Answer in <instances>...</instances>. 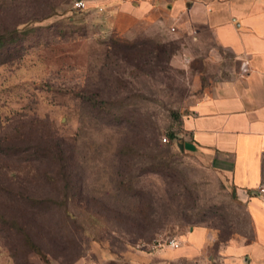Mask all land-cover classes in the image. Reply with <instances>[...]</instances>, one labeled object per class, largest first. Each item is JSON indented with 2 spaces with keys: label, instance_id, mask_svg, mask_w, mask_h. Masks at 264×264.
I'll use <instances>...</instances> for the list:
<instances>
[{
  "label": "rangeland",
  "instance_id": "374dc122",
  "mask_svg": "<svg viewBox=\"0 0 264 264\" xmlns=\"http://www.w3.org/2000/svg\"><path fill=\"white\" fill-rule=\"evenodd\" d=\"M74 1L0 0V264H190L151 245L197 224L251 238L229 184L176 144L233 62L173 66L147 41L133 57L112 0Z\"/></svg>",
  "mask_w": 264,
  "mask_h": 264
},
{
  "label": "crops",
  "instance_id": "0c3cea01",
  "mask_svg": "<svg viewBox=\"0 0 264 264\" xmlns=\"http://www.w3.org/2000/svg\"><path fill=\"white\" fill-rule=\"evenodd\" d=\"M111 2L108 26L119 35L178 44L169 60L173 66L187 67L194 57L222 71L223 61L233 62L190 105L181 144L244 203L252 237L218 239L213 228L195 226L178 247L156 253L170 263L264 264V197L256 193L264 186V0ZM192 43L204 45L194 49L202 53L192 54Z\"/></svg>",
  "mask_w": 264,
  "mask_h": 264
},
{
  "label": "trees",
  "instance_id": "16d2710c",
  "mask_svg": "<svg viewBox=\"0 0 264 264\" xmlns=\"http://www.w3.org/2000/svg\"><path fill=\"white\" fill-rule=\"evenodd\" d=\"M84 11V10H83ZM79 12H81V10H79ZM8 37L10 38V39H14L15 37H16V33L15 32H13V33H11L10 35H8ZM4 41H6V38H3V37H1L0 36V45L2 44V46L3 45H5L4 44ZM143 41H147V42H150V43H152L153 44V48H151L150 49V51H151V53H149V54H151L152 55V57H151V59L154 57V58H156L157 56H159L160 55V53L162 52V51H164V50H166V48H164L163 46L164 45H162V46H160V45H158V44H160V43H158V42H156L155 40H153V39H149V38H138V39H134V40H132V41H129V42H126V43H131V47L129 48L128 47V49L130 50L132 47H133V43H141V42H143ZM155 42V44L153 43V42ZM117 41L114 39V41L112 40V44H114V46H117V44H119V43H116ZM172 43L173 42H168L167 44H165V45H169V60H170V58L172 57V55L176 52V49H177V47L175 48V46H173L172 47ZM142 47V46H141ZM144 48H145V46H143ZM144 48H141L143 51H145V49ZM141 49L140 48H132L131 49V53H132V56L133 55H135V56H133V57H137L136 55H139L142 51H141ZM147 57V56H146ZM168 60V61H169ZM135 66H138L137 64L135 65ZM168 135H169V137H170V139H174V135H175V132H169L168 133ZM179 143H182V142H177L176 144H179ZM195 226H203V227H206V228H213V229H217L215 226H210V225H208V224H206V225H201V224H197V225H192V227H190V229H192V228H194ZM221 237V234L220 233H218V239Z\"/></svg>",
  "mask_w": 264,
  "mask_h": 264
},
{
  "label": "built area",
  "instance_id": "2783aa9c",
  "mask_svg": "<svg viewBox=\"0 0 264 264\" xmlns=\"http://www.w3.org/2000/svg\"><path fill=\"white\" fill-rule=\"evenodd\" d=\"M72 6L74 9L81 10V11L88 9V4L85 0H75ZM98 10L102 12V11H105L106 9L103 8V6H99ZM163 140L166 141L167 139L163 137ZM256 193L264 197V186H258L256 188ZM151 246L152 248H162L164 246L175 248L179 246V240L175 238H169L167 240H164L163 242L158 241L157 243H153Z\"/></svg>",
  "mask_w": 264,
  "mask_h": 264
},
{
  "label": "water",
  "instance_id": "95a60500",
  "mask_svg": "<svg viewBox=\"0 0 264 264\" xmlns=\"http://www.w3.org/2000/svg\"><path fill=\"white\" fill-rule=\"evenodd\" d=\"M178 147L182 150L183 149V146L181 143L178 144Z\"/></svg>",
  "mask_w": 264,
  "mask_h": 264
}]
</instances>
